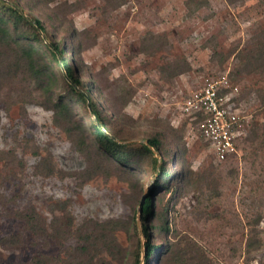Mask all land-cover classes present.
Instances as JSON below:
<instances>
[{
    "label": "rangeland",
    "instance_id": "374dc122",
    "mask_svg": "<svg viewBox=\"0 0 264 264\" xmlns=\"http://www.w3.org/2000/svg\"><path fill=\"white\" fill-rule=\"evenodd\" d=\"M0 1L48 32L22 23L17 44L0 43V264H134L138 247L144 264L149 191L170 226L155 233L150 222L152 240L159 253L174 243L156 264H264V0ZM18 36L36 48L37 79L15 66ZM223 75L242 92L246 136L218 161L179 106ZM81 93L127 145V162L90 132L98 119ZM151 138L161 151L141 147Z\"/></svg>",
    "mask_w": 264,
    "mask_h": 264
},
{
    "label": "trees",
    "instance_id": "16d2710c",
    "mask_svg": "<svg viewBox=\"0 0 264 264\" xmlns=\"http://www.w3.org/2000/svg\"><path fill=\"white\" fill-rule=\"evenodd\" d=\"M1 7L2 9L0 10V43L4 44V39H6V41L10 40L11 43L13 40V42L17 44L18 43L16 42L17 40L13 39L15 35V33H13V30L18 28V26L22 23L25 25L32 26L35 29L42 30L46 32V34H48L41 20L36 17L31 16L30 14H28V12H25L23 6H20L17 3L15 5H9V4L3 3ZM18 37L20 38L22 36H18ZM22 38H24L25 42L23 41V44H20L18 46L16 45L18 47V50H12L16 54V60H15L16 65L15 66L23 69L27 73L29 78L37 79L39 72L41 71L42 72L41 74H43L45 69L42 70L41 68L43 66L40 64V60L37 57V51H36V48L32 40L27 37L26 38L22 37ZM6 46L9 48L11 47L8 44V42L6 43ZM51 46L54 47L55 50H51L50 47L48 48L49 50H51V53H53V55L55 56L57 63L62 68H64L68 77H70L76 84L77 83L79 84L80 80L76 78L73 74V71H74L73 66L69 65V61L72 62L73 58H70L69 60L63 59V54L69 50H64V48H61L60 44L55 41L51 42ZM57 52L60 53V56L62 57L56 56ZM230 78H233V76L230 75ZM80 95L83 98V100L89 102L88 107L90 106L93 109L94 113L97 115V119H98L97 121H89L92 124V129L90 130V132L94 133L97 136L98 140L105 145L106 150H108L112 156L117 157L118 160H120L122 163L127 162L129 160L127 150H126L127 145H121L117 139H114L111 136V134L113 133L112 127L109 125L108 122L104 121L101 115V111L99 109L98 102L90 94L81 93ZM243 100L244 98L241 92L240 97L238 98L237 102L243 101ZM262 104L264 105V99L262 100ZM106 132H109V133H106ZM263 132H264V129H263ZM256 136L257 134L254 133L252 135V139H255ZM141 147L150 154H154V151H161L160 145L156 138L147 139V141L144 144H141ZM229 158L231 157H228L227 159ZM44 159H42V161ZM153 161H154V165H156V163H158L160 159L157 157H154ZM38 165L39 164L35 166L36 170L37 168H39ZM165 168H166L165 166L161 168V173L163 174L157 178L156 185L161 184L160 177L165 175L164 174ZM166 188H169V187L166 186ZM159 200L160 199L157 198V201ZM155 206H156V201L154 200L153 192L149 191V193L142 199L139 205L141 226H142L143 234L146 240L145 241L144 264L152 263V259L155 256H156L155 264L160 262L161 258L163 257V255H165V253L169 251L171 252L172 250L171 248L174 244L172 241L173 238L165 240L166 248L164 251H161L159 253V249L161 247H164V244L159 245L153 242L151 231H150V222L152 223L153 221V223L151 224V228L152 227L154 228L155 233H168L170 231V226H169L167 219L161 220L157 218ZM165 212H167L166 208H165ZM132 224L134 228L136 229L137 228L136 222L135 223L133 222ZM99 226L101 228L103 227V225H99ZM134 264H141L140 247L137 248Z\"/></svg>",
    "mask_w": 264,
    "mask_h": 264
},
{
    "label": "built area",
    "instance_id": "2783aa9c",
    "mask_svg": "<svg viewBox=\"0 0 264 264\" xmlns=\"http://www.w3.org/2000/svg\"><path fill=\"white\" fill-rule=\"evenodd\" d=\"M238 98V85L226 75L211 76L186 95L179 106L191 133L218 161L236 155L246 136L245 116Z\"/></svg>",
    "mask_w": 264,
    "mask_h": 264
}]
</instances>
